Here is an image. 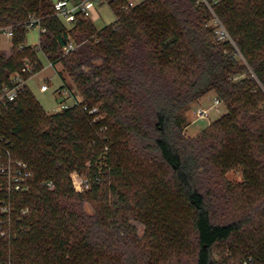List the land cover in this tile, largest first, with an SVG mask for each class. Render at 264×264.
<instances>
[{
  "label": "trees",
  "instance_id": "1",
  "mask_svg": "<svg viewBox=\"0 0 264 264\" xmlns=\"http://www.w3.org/2000/svg\"><path fill=\"white\" fill-rule=\"evenodd\" d=\"M209 1L214 11L199 0L128 10L129 0H111V24L79 18L69 28L54 0H0V85L26 61L40 71L41 50L79 99L49 113L26 85L0 101V161L33 171L28 191L9 192L0 176V264H164L174 255L173 264H264V0ZM214 13L232 40L218 37ZM30 15L46 27L38 48L28 44ZM69 38L77 46L66 52ZM209 93L227 111L190 136ZM239 166L234 185L226 174ZM75 171L90 188L76 190ZM175 203L184 210L172 218ZM154 219L167 230L156 241L171 247L162 259L140 244Z\"/></svg>",
  "mask_w": 264,
  "mask_h": 264
},
{
  "label": "built area",
  "instance_id": "2",
  "mask_svg": "<svg viewBox=\"0 0 264 264\" xmlns=\"http://www.w3.org/2000/svg\"><path fill=\"white\" fill-rule=\"evenodd\" d=\"M200 2L206 3L209 8L214 11L213 5L209 0H199ZM108 3L111 7V0H54V14L67 26H72L79 18L86 20H93L94 17L99 15L98 6ZM136 3L133 0H129L128 3L124 4L123 9L128 10L129 8L135 6ZM213 24L216 27V32L220 39H229L232 40V36L229 31L221 21V19L214 13ZM28 27H38L40 35L42 32L46 31V27L42 23V19L35 15H30V18L27 22ZM2 36L7 38L9 42L12 39L13 33L11 27H5L2 29ZM77 44L73 39L69 38L67 43L64 46L66 52H69L76 48ZM51 65L52 62H50ZM37 63L31 61H26L21 71L15 72L10 83H5L0 85V101L5 102L8 100L15 99L20 92L24 90L26 85H28L27 75H30V78L36 74ZM40 89L47 91L50 89V79L45 78L42 82ZM56 91L57 97L60 98L59 110H63L67 107H70L79 102L78 97L75 95V91L70 89L67 85H61ZM72 100L71 103L69 100ZM213 106L217 107L222 101L218 97H215ZM210 108L198 107L196 113L199 118H207L210 114ZM97 108H92L91 113H96ZM99 116H96L95 119H98ZM10 154V151L7 150ZM0 176L6 177L7 190L11 191H28L30 189V179L33 176V171L30 169L29 164L20 159L9 158L7 162L0 161ZM73 182L76 190L84 191L85 189L90 188L91 181L84 177L78 172H73L72 174ZM4 179V178H3ZM48 186H52V182H47ZM4 187V181L0 180V188ZM8 200V201H7ZM4 201L2 205V210L4 212H10V198ZM4 233V232H3ZM252 256L244 258V263L251 261Z\"/></svg>",
  "mask_w": 264,
  "mask_h": 264
},
{
  "label": "rangeland",
  "instance_id": "3",
  "mask_svg": "<svg viewBox=\"0 0 264 264\" xmlns=\"http://www.w3.org/2000/svg\"><path fill=\"white\" fill-rule=\"evenodd\" d=\"M133 1L136 4H138L139 2L143 0H133ZM98 12H99V15L93 18L94 24L97 28H102L106 25H109L116 19V14L114 13L113 9L109 6L108 3L98 6ZM71 27L73 26L70 25L69 28ZM39 40H40L39 28L38 27L30 28L29 33H28V44L34 45L35 47L38 48ZM2 42H3L4 49L9 53L11 50V43L4 36H2ZM39 55H40V58L43 64V68L40 71H38L36 74H34L31 78H29L28 80L29 86L32 92L35 94L36 98L39 100L40 104L43 106V108L49 113H56L60 111L59 110L60 98L57 97L55 90H57L64 82V79L61 77V74L58 73V70L61 71L63 68L61 64L51 65L49 59L41 50L39 51ZM45 78L50 79V89L47 91H43L40 89V86L42 82H44ZM67 81L68 83L71 82L69 79H67ZM71 86L73 90L75 89L74 91L76 92L77 90L73 86V84ZM215 97L216 96L213 93L206 94L201 99V102L205 106L212 105L215 102L214 101ZM71 101L72 100L70 99L69 102L71 103ZM218 109H221V110H218ZM209 110L211 112L207 118H199L197 113L194 112L193 117H192L193 118L192 123L187 128L188 135L194 136V135L199 134L204 128L207 127V125L210 122L222 116V114H224L227 111V107L223 102H221L217 107L212 105ZM139 173L140 175H142L144 171L141 169L139 170ZM226 177L234 185L241 183L244 180L243 166L230 169L227 172ZM142 179L144 178L142 177ZM137 180L140 181L141 177L138 178ZM110 181H112L111 176L109 177V183ZM88 210L92 211L93 209L92 207L88 206ZM183 210L184 209L181 208L179 204L175 203L171 210L172 218L179 217V215L183 212ZM155 221L156 220L154 219V222ZM166 224H170V222ZM161 226L163 225L158 226V222H155L153 225H150L149 234L144 240L140 242L141 247L142 249H144V251H148L152 253L153 255H155L156 257H159L160 259H162L165 255H168V256L171 255V251H170L171 247L166 242L167 237L163 236L159 240L156 241V238H155L156 232H158L161 235L164 233V230H165V233L167 235L166 228L163 229ZM7 228L5 229V232H8V233L11 232L10 229L9 228L7 229ZM143 232H144V225H140L138 229V234H142ZM5 236H8V235H4V237ZM171 244L172 245L175 244L174 248L177 247V244L175 242ZM176 259H179V257H176V255H174V257L170 259L169 261L166 259L164 264H173L176 261Z\"/></svg>",
  "mask_w": 264,
  "mask_h": 264
},
{
  "label": "crops",
  "instance_id": "4",
  "mask_svg": "<svg viewBox=\"0 0 264 264\" xmlns=\"http://www.w3.org/2000/svg\"><path fill=\"white\" fill-rule=\"evenodd\" d=\"M28 85H29V81H28ZM213 105V104H212ZM212 105H209V106H205L201 101L200 103L198 104V107H208L210 108ZM212 110V109H211ZM218 110H221V109H218ZM211 112V111H210Z\"/></svg>",
  "mask_w": 264,
  "mask_h": 264
}]
</instances>
